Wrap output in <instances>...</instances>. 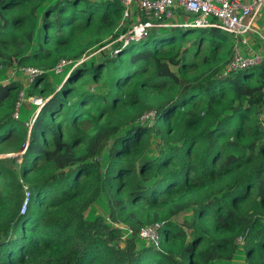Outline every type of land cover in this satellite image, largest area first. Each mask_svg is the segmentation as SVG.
I'll list each match as a JSON object with an SVG mask.
<instances>
[{"label": "trees", "instance_id": "obj_1", "mask_svg": "<svg viewBox=\"0 0 264 264\" xmlns=\"http://www.w3.org/2000/svg\"><path fill=\"white\" fill-rule=\"evenodd\" d=\"M82 2L0 0V155L28 141L0 158V264H264V61L221 77L233 39L214 28L110 56L121 9ZM23 68L43 72L26 89L5 74ZM21 91L43 101L32 124ZM156 224L158 248L139 239Z\"/></svg>", "mask_w": 264, "mask_h": 264}, {"label": "built area", "instance_id": "obj_2", "mask_svg": "<svg viewBox=\"0 0 264 264\" xmlns=\"http://www.w3.org/2000/svg\"><path fill=\"white\" fill-rule=\"evenodd\" d=\"M91 3H113L121 9V19L116 31L122 32L116 40L101 50L111 49L114 44L120 48L111 54L118 55L120 49L132 43H138L147 38L151 31H168L172 29H217L229 34L233 39L230 60L223 70L221 77L230 73L239 72L264 61V31L256 23L264 22V0H86ZM183 17L182 24L177 23V18ZM113 56V55H112ZM80 62L77 63V65ZM69 63L61 61L53 70V74L60 75ZM24 77L32 83L43 72L35 68H23ZM29 83V84H30ZM25 91L18 96L19 103H29L39 107L43 101L36 97L26 98ZM16 111L13 119H18ZM33 118V116H32ZM31 118V119H32ZM154 113L149 112L139 119L141 123L152 121ZM30 119V121H31ZM34 121L29 122L32 124ZM27 124V125H29ZM264 129V125H263ZM28 141L23 149L18 152V157L24 154ZM29 201V192L25 188V198L21 213L25 212ZM159 224L149 226L142 230L139 239L147 246L158 248ZM240 241V239H239Z\"/></svg>", "mask_w": 264, "mask_h": 264}, {"label": "rangeland", "instance_id": "obj_3", "mask_svg": "<svg viewBox=\"0 0 264 264\" xmlns=\"http://www.w3.org/2000/svg\"><path fill=\"white\" fill-rule=\"evenodd\" d=\"M83 2H86V0H83ZM82 2V3H83ZM84 4V3H83ZM184 22V18L183 17H178L177 18V23H179V24H182ZM155 32V33H154ZM164 32L165 31H151V32H149V34L148 35H150L151 33H153L154 35H157V36H163L164 35ZM185 32H188V31H185ZM192 32V31H191ZM188 32V33H186L184 36H182L181 38H180V41L182 42V47L183 48H186V47H188V43L186 42L187 40H189V39H193L195 36H196V34L194 33V32ZM111 50L112 49H109L108 51L107 50H103L104 51V54L105 53H108V55H110V56H116L115 54H111ZM101 52V50H97V49H95L94 51H92V53L91 54H89V55H87L86 56V58H84V59H82V62H86L87 64L88 63H90V62H92V61H97L98 59V56L101 54L100 53ZM68 70L69 69H66L65 71H64V73L66 74L67 72H68ZM173 71H175V69L173 70ZM53 73V72H52ZM5 74H8L9 75V77H8V79L7 80H11V81H18V82H20L24 87H25V89H26V87H28V85H29V81H27L26 79H25V77H24V73H23V70L22 69H19V70H17L16 72L15 71H12V70H9L7 73H5ZM64 74V75H65ZM64 75H63V77L61 78L62 80H63V78H64ZM61 76V75H60ZM4 76H0V83H4V82H6L5 81V77L3 78ZM60 77H54V83L56 84L57 83V81H59V82H61L62 80L61 79H59ZM61 80V81H60ZM60 84V83H59ZM59 84H58V86H59ZM88 88H90V85L89 86H85V87H83V86H81V87H79V91H83V90H85V89H88ZM30 101L28 100V101H26V102H23V103H19V105L16 107V109H15V111L17 112V114H18V116H19V118L20 119H24V120H26L27 118H28V123L30 122L31 123V121H34L35 120V118H36V116L35 115H33L32 114V109H31V107H28V105L30 104L29 103ZM43 105V104H42ZM40 107V106H39ZM39 111V108H37L36 109V113L35 114H37V112ZM31 116H33V118L31 117ZM32 118L31 119V121L29 120V118ZM147 122H151L150 120H147ZM17 155H19V153H13V152H11V153H7V154H2V155H0V158H6V157H11V158H16V157H18ZM101 161L105 164V162H106V153H104L103 155H102V159H101ZM24 198H25V196H24ZM107 205H106V200L104 199V197H101V199H99L90 209H89V211H88V213L86 214V217L88 218V219H92V218H94L95 216H102V217H105V218H107ZM191 216H192V211H188V212H186V213H183V214H181L180 216H178V217H176V218H174V221L176 222V223H179V224H181L183 221H186V220H189L190 218H191ZM118 227H120V226H118ZM130 233L128 232V233H126L125 232V236H128ZM138 247H140V246H142V242L138 239ZM243 261V256L241 255V254H238L236 257H235V261Z\"/></svg>", "mask_w": 264, "mask_h": 264}, {"label": "crops", "instance_id": "obj_4", "mask_svg": "<svg viewBox=\"0 0 264 264\" xmlns=\"http://www.w3.org/2000/svg\"><path fill=\"white\" fill-rule=\"evenodd\" d=\"M256 26H257L261 31H264V22H263V21L258 20L257 23H256Z\"/></svg>", "mask_w": 264, "mask_h": 264}]
</instances>
